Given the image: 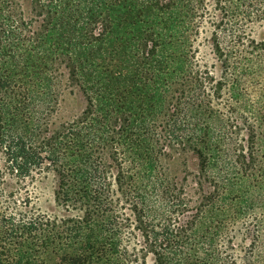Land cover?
<instances>
[{
	"label": "rangeland",
	"instance_id": "1",
	"mask_svg": "<svg viewBox=\"0 0 264 264\" xmlns=\"http://www.w3.org/2000/svg\"><path fill=\"white\" fill-rule=\"evenodd\" d=\"M258 1L257 15L237 16L231 28L226 14L230 11L224 3L192 0L198 12L187 34V49L195 69L203 71L207 66L213 80L207 77L195 93L202 109L191 108L185 98L177 111L168 107L162 110L164 115L159 113L151 120V134L145 136L143 147L156 163L159 187L148 185L140 171L125 172L128 161L114 142L119 124L113 121L105 142L85 145L89 157L81 175L62 158L51 162L48 148L37 147L49 138L48 145L61 150L54 143L64 139L55 138V131L76 121L86 105L81 92L68 84L59 60L50 70L55 83L50 104L34 102L30 114L22 116L6 104L14 98L9 89L10 94L1 92L0 206L10 215L32 221L14 239L22 241L21 250L32 258V264H71V256L90 252L82 249L90 232L95 252L91 250L92 262L82 264H215L210 238H214L217 257L226 264L230 259L241 263L254 237L255 219L264 221V157L257 151L264 145V136L258 134L255 155L249 158V125L243 122L242 106L216 86L219 68L212 41L215 36L229 40L231 30L249 39L262 36L264 0ZM20 3L29 17L31 0ZM198 126L208 139L204 145L212 149L203 170L190 147L196 142ZM5 145L17 152V158ZM259 159L263 161L261 171ZM58 170L66 178L61 193H57ZM120 171L123 177L119 178ZM261 250L263 237L256 247Z\"/></svg>",
	"mask_w": 264,
	"mask_h": 264
},
{
	"label": "trees",
	"instance_id": "2",
	"mask_svg": "<svg viewBox=\"0 0 264 264\" xmlns=\"http://www.w3.org/2000/svg\"><path fill=\"white\" fill-rule=\"evenodd\" d=\"M219 2L230 11L226 14L231 28L237 16L257 15V2L260 5L258 0ZM20 7V0H0V94L4 91L14 96L12 101H6L7 106L25 116L30 114L34 102L50 104L55 84L50 70L57 60L66 70L68 84L76 87L86 101L76 121L55 131V138L64 139L54 143L61 150L50 147L49 138L37 147L48 148L51 162L62 158L64 164L81 175L89 157L85 145L97 140L105 142L113 121L119 124L114 142L128 161L125 172L140 171L141 178H148V185L161 186L154 174L156 163L143 147L145 136L151 134V120L168 107L177 111L185 98L191 108L202 109L195 93L204 87L207 77L213 80L207 66V70L195 69L187 49V34L196 18L197 6L192 0H31L29 17ZM246 36L232 30L229 40L215 36L212 51L218 61L219 92L225 89L229 100L243 108V122L249 125L247 154L252 158L254 146L259 143L258 134L264 136V33L258 38ZM205 109L212 112L211 108ZM3 118L0 107V127ZM202 127H197L196 142L190 145L199 159L200 170L205 168L211 149L204 145L208 139L205 140ZM260 147L257 151L264 157V145ZM5 149L17 158L11 146L5 145ZM35 156L40 158L38 152ZM258 161L261 171L263 161ZM57 174V193H61L66 178L63 171L58 170ZM118 177H123L121 171ZM28 218L10 215L0 206V264H32V258L21 250L22 241H14L32 223ZM254 224V237L242 254L241 263L230 259L229 264H264V251H256L264 238V221L255 219ZM92 238L91 232L87 234L82 248L90 252L71 256V264L92 262ZM213 239L208 242L215 264H226L216 256Z\"/></svg>",
	"mask_w": 264,
	"mask_h": 264
}]
</instances>
